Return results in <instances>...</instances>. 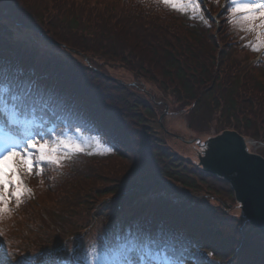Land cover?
Masks as SVG:
<instances>
[{
	"label": "trees",
	"instance_id": "obj_1",
	"mask_svg": "<svg viewBox=\"0 0 264 264\" xmlns=\"http://www.w3.org/2000/svg\"><path fill=\"white\" fill-rule=\"evenodd\" d=\"M36 1L0 0V81H33L29 92L35 98L31 102L39 106L58 102L64 106L63 111L58 106L52 110L66 121L65 130H70L69 126L74 128L79 117L91 122L85 125L86 132L98 131L112 148L110 153L98 157L81 154L59 169L45 165L42 175L33 174L51 213L65 217L71 211L92 212L99 204L105 206L106 198L140 199L130 219L137 215V227L142 233L162 234L174 246L171 255L177 261L264 264V236L251 225L245 227V220L240 223L229 219L221 206L212 207L185 191L196 189L193 179L202 176V172L189 170V162L185 161L181 170L175 169L180 165L173 158L175 153L161 146L147 132L149 128L139 130L137 124L130 126L127 119L134 117L130 110L122 112V107L117 108L121 100L126 105L124 96L140 104L143 110L153 108L154 102L135 94L134 87L139 85L115 80L87 59L88 55L105 56L142 77L152 78L156 70V78L179 85L189 101L198 100L202 93L214 92L216 106L226 94L237 105L235 116L253 111L261 115L264 123V82L251 73L235 80L240 64L225 57L228 48L238 44L230 36L227 3L219 13L221 28L217 29L205 14L216 11L218 4L206 0L207 9L201 5L208 30L205 39L198 37L192 43L189 37L199 36L200 33L194 35L199 27L188 23L186 30L177 25L168 7L159 0H123L118 12L103 9L95 15V5H86L85 0L75 9L70 7L69 0H49L40 14L35 10ZM1 20L35 31L50 46L80 54L86 62L62 58L49 49L36 67L38 51L21 41L14 33L16 30ZM256 68L264 73L262 63ZM175 88L178 89H172ZM98 95L100 99L95 100ZM111 100L112 104L108 103ZM245 123L250 124L249 120ZM128 139L134 140V150ZM151 191L160 193L145 198ZM33 205L32 199L23 200L12 219L20 216L29 228L39 226L38 210L34 212ZM111 215L116 217L118 212Z\"/></svg>",
	"mask_w": 264,
	"mask_h": 264
},
{
	"label": "rangeland",
	"instance_id": "obj_2",
	"mask_svg": "<svg viewBox=\"0 0 264 264\" xmlns=\"http://www.w3.org/2000/svg\"><path fill=\"white\" fill-rule=\"evenodd\" d=\"M48 1L37 0L35 2L34 6L38 14L48 5ZM214 1L217 3L219 0ZM81 2L82 0L68 1L72 9H75ZM122 2V0H85L86 5H95L92 15H95L96 11L100 13L103 9L118 12L121 9ZM168 9L174 22L182 26L183 29L187 30L186 26H189V24L199 27L197 33L193 32L194 35L200 33L199 36L189 37L188 35L192 43L198 37L206 38L205 31L208 30V22L206 20L204 22L200 19H190L188 15H182L177 11ZM219 10H221V7L213 12L212 25L215 29L217 27L221 28V21L218 19ZM1 23L12 30L15 29L16 32L14 33H17L19 39L30 47L35 48L40 57L46 54L49 49H52L62 58H68L83 64L86 62L84 56L80 54L66 50L61 46H50L35 31L21 27L17 28L13 24L9 25L4 20H1ZM228 24L230 36L236 40L243 41V46L233 45L225 52L226 59H235L240 64L239 69L234 74V79L239 81L242 75L251 73L256 80L264 82V73L258 71L256 66L253 65L255 59L263 56L262 52L264 50L256 52L244 46L247 41H254V33L239 31L236 25L229 22ZM40 57L35 63L40 62ZM87 59L91 61L94 67L109 77L123 83L139 85L138 88L134 87L135 94H139L144 99L154 102L153 108L143 110L140 104L136 105L133 99L124 96L123 100L126 105L121 100L117 108L121 109L122 107V112L124 109L130 110L134 116L132 119H127L130 126L137 124L139 130L149 128L147 132H151L161 146L175 153L173 158L178 159L180 163L175 169L181 170V166L185 161L186 163L189 162V170L199 173L198 156L202 155L203 148L198 146L193 140L198 139L200 142H204L225 129L240 133L248 142L249 152L264 157V123L261 121L263 118L258 113L254 114L253 111L252 113L244 111L243 114L235 116L233 113L237 109V105L226 94L223 97V101L216 106H214L213 97L217 93L214 92L210 94L202 93L198 100L189 101L181 92L182 88L179 85H174L167 79L159 80V77L156 78V70L152 78L150 76L142 77L134 74L119 61L105 56L88 55ZM262 64L264 65V62ZM149 71L152 72L150 69ZM174 86H177L178 89L175 88L173 90ZM97 91L98 89H96ZM100 97L101 95H98L95 100H99ZM108 103L112 104V100ZM99 114H101L100 111ZM122 117L125 118L123 114ZM245 120H249L250 124L247 125ZM74 136L80 139V135L76 134ZM128 143L132 144V149L134 150V140L128 139ZM90 156L98 157L100 155L94 154ZM67 162L65 161L63 166ZM110 166L112 167L113 165L111 164ZM21 173L26 185L28 186L29 184L31 187L29 178L33 180V175L24 172L22 169ZM201 175H197L193 179L196 189H185V191L198 196V198L212 207L221 206L225 210L226 216L230 217L229 219L241 221L240 223L245 220L244 225L247 227L249 223L244 218L239 203L231 194L229 185L222 179L205 175L204 173ZM199 178H203V181H198ZM158 193L160 192H148L147 195L149 196L145 195V198H152ZM45 200L46 198L43 197V194L37 190L36 197L33 200V210L34 212L36 209L38 210L39 220L37 224L39 226L35 225L29 228L26 226V219L20 216L12 219L5 215L0 219V264H3L2 260L5 264H25L27 260V264H48L55 257L73 260L74 257L69 255V250L76 248L82 252L92 241L104 236L105 233L111 236L113 232H126L129 238H134V227H131L130 223L124 225L123 223L126 222L133 210H137L141 202L140 199L131 201L127 196L112 200L106 198L104 200L106 202L105 206L104 203L99 204L94 207L92 212L87 210L71 211L65 217L51 213L48 208L49 204ZM113 211L118 212V217L111 218ZM86 212L91 215H86ZM88 225L89 227H87ZM72 237H75L76 240H72ZM38 255H41V262H39V258L31 259Z\"/></svg>",
	"mask_w": 264,
	"mask_h": 264
},
{
	"label": "snow or ice",
	"instance_id": "obj_3",
	"mask_svg": "<svg viewBox=\"0 0 264 264\" xmlns=\"http://www.w3.org/2000/svg\"><path fill=\"white\" fill-rule=\"evenodd\" d=\"M203 0H159V3L188 15L190 19L205 18L201 4ZM230 10L228 22L236 25L239 31L254 33V41H247L245 47L252 51L264 50V0H226ZM243 39V37H241ZM0 91L5 95L0 104V114L8 121L9 130L6 138L0 143V219L9 214L12 200L17 207L23 203L24 197L32 195L22 176L24 172L40 176L45 165L56 169L63 167L65 161H72L79 155H104L112 148L108 140L98 131H85V125L91 122L79 117L75 127L57 132H42L27 126L25 108L34 112L31 93L16 91L11 78H6ZM11 100L16 103L10 104ZM80 134L77 139L72 133ZM129 238L126 232H113L92 241L81 252L73 248L69 260L55 257L48 264H172L171 251L173 245L162 234L135 232Z\"/></svg>",
	"mask_w": 264,
	"mask_h": 264
},
{
	"label": "water",
	"instance_id": "obj_4",
	"mask_svg": "<svg viewBox=\"0 0 264 264\" xmlns=\"http://www.w3.org/2000/svg\"><path fill=\"white\" fill-rule=\"evenodd\" d=\"M199 145L203 172L229 183L245 218L264 235V157L246 149L245 139L234 130H223Z\"/></svg>",
	"mask_w": 264,
	"mask_h": 264
}]
</instances>
